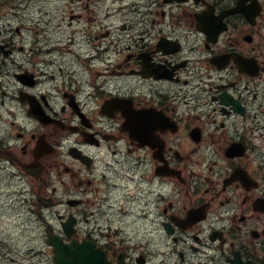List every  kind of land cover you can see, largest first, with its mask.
Returning <instances> with one entry per match:
<instances>
[{
    "label": "flooded vegetation",
    "instance_id": "flooded-vegetation-1",
    "mask_svg": "<svg viewBox=\"0 0 264 264\" xmlns=\"http://www.w3.org/2000/svg\"><path fill=\"white\" fill-rule=\"evenodd\" d=\"M13 8L0 264H264V0Z\"/></svg>",
    "mask_w": 264,
    "mask_h": 264
},
{
    "label": "rangeland",
    "instance_id": "rangeland-1",
    "mask_svg": "<svg viewBox=\"0 0 264 264\" xmlns=\"http://www.w3.org/2000/svg\"><path fill=\"white\" fill-rule=\"evenodd\" d=\"M32 1V0H31ZM35 1V0H34ZM37 1H41V0H37ZM30 12H31V9L29 10ZM23 14L25 15V17H27V15H28V10H24L23 11ZM12 18H14L15 20H17V22H19V23H22V21H21V18H16V17H14V16H11ZM25 21H26V19H25Z\"/></svg>",
    "mask_w": 264,
    "mask_h": 264
},
{
    "label": "snow or ice",
    "instance_id": "snow-or-ice-1",
    "mask_svg": "<svg viewBox=\"0 0 264 264\" xmlns=\"http://www.w3.org/2000/svg\"><path fill=\"white\" fill-rule=\"evenodd\" d=\"M125 191H126V192H129L128 199H132V198H133V196L131 195V193H130V190H129L128 188H125Z\"/></svg>",
    "mask_w": 264,
    "mask_h": 264
}]
</instances>
